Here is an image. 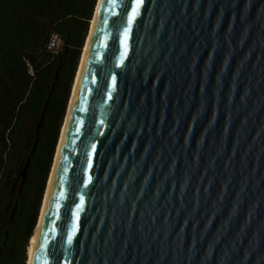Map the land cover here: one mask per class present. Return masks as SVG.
<instances>
[{
    "label": "water",
    "instance_id": "95a60500",
    "mask_svg": "<svg viewBox=\"0 0 264 264\" xmlns=\"http://www.w3.org/2000/svg\"><path fill=\"white\" fill-rule=\"evenodd\" d=\"M135 4L95 0L24 264H264V0Z\"/></svg>",
    "mask_w": 264,
    "mask_h": 264
},
{
    "label": "trees",
    "instance_id": "16d2710c",
    "mask_svg": "<svg viewBox=\"0 0 264 264\" xmlns=\"http://www.w3.org/2000/svg\"><path fill=\"white\" fill-rule=\"evenodd\" d=\"M94 3L95 0H0V264L25 263V247L35 225ZM52 32L62 39L56 52L45 48ZM28 64L32 74L27 71ZM49 91L38 141L30 154L36 134L34 131L26 137L32 128H24L23 121L36 126ZM20 138L25 139L26 149H19ZM29 154L25 181L19 192L20 179L17 181L10 198L6 178L15 180L14 171L24 165ZM11 189L12 183L10 192Z\"/></svg>",
    "mask_w": 264,
    "mask_h": 264
},
{
    "label": "rangeland",
    "instance_id": "374dc122",
    "mask_svg": "<svg viewBox=\"0 0 264 264\" xmlns=\"http://www.w3.org/2000/svg\"><path fill=\"white\" fill-rule=\"evenodd\" d=\"M23 127L26 128V129H31L32 128L31 131H29L27 133V135H26V137H28V136H31L33 134V132L35 131V127L36 126H33L32 122H29V121L27 122V120H24L23 121ZM26 137H24V138H26ZM24 138H20L19 139V142H18L19 149H26V144H25V139ZM21 167H22V165L19 166V167H17L16 170L14 171V173H13V175L15 176V182H16V184L14 185V187H13V189H12L11 192L9 190V187H10L11 183L13 182V177L12 178L11 177H7L6 178V194L7 195H10L11 198L14 195V191H15V188H16V185H17V181L20 179V175L18 174V170L21 171ZM25 256H26V251L24 252V257ZM23 264H24V261H23Z\"/></svg>",
    "mask_w": 264,
    "mask_h": 264
},
{
    "label": "built area",
    "instance_id": "2783aa9c",
    "mask_svg": "<svg viewBox=\"0 0 264 264\" xmlns=\"http://www.w3.org/2000/svg\"><path fill=\"white\" fill-rule=\"evenodd\" d=\"M61 45L62 39L60 36L54 32L50 33L45 43V48L51 52H56L61 47ZM27 71L29 74H32V68L29 64L27 65Z\"/></svg>",
    "mask_w": 264,
    "mask_h": 264
},
{
    "label": "snow or ice",
    "instance_id": "6c2138e0",
    "mask_svg": "<svg viewBox=\"0 0 264 264\" xmlns=\"http://www.w3.org/2000/svg\"><path fill=\"white\" fill-rule=\"evenodd\" d=\"M143 2V0H136L135 6L132 8L131 15L127 17L128 23L131 24L132 20L136 16L137 9L139 8L140 4ZM127 34V30H125V35Z\"/></svg>",
    "mask_w": 264,
    "mask_h": 264
},
{
    "label": "bare ground",
    "instance_id": "6f19581e",
    "mask_svg": "<svg viewBox=\"0 0 264 264\" xmlns=\"http://www.w3.org/2000/svg\"><path fill=\"white\" fill-rule=\"evenodd\" d=\"M33 229H34V228H33ZM32 232H33V230H32ZM31 235H32V233H31ZM31 235H30V237H31ZM30 237H29V239H28V243H27V246H26V252H27V248H28V244H29Z\"/></svg>",
    "mask_w": 264,
    "mask_h": 264
},
{
    "label": "flooded vegetation",
    "instance_id": "af4514ba",
    "mask_svg": "<svg viewBox=\"0 0 264 264\" xmlns=\"http://www.w3.org/2000/svg\"><path fill=\"white\" fill-rule=\"evenodd\" d=\"M16 184V182H15V180L12 182V189H13V187H14V185ZM12 189H11V191H12ZM10 198H11V196H10Z\"/></svg>",
    "mask_w": 264,
    "mask_h": 264
}]
</instances>
